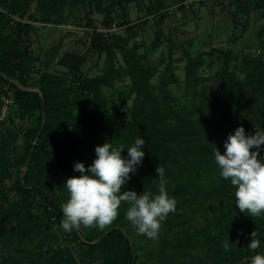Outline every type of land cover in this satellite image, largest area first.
<instances>
[{
    "label": "trees",
    "instance_id": "16d2710c",
    "mask_svg": "<svg viewBox=\"0 0 264 264\" xmlns=\"http://www.w3.org/2000/svg\"><path fill=\"white\" fill-rule=\"evenodd\" d=\"M64 1V0H63ZM62 0H40V3L49 5L54 9ZM132 0H111L105 5L104 0H90L95 10L105 14L102 24L110 28L116 20H108L113 13L115 4L120 5ZM182 6L184 0H174ZM237 3V11L247 13L251 9H260L264 15V0H232ZM30 0H0V110L2 108L1 94L3 84L15 89L14 97L19 115L32 117L36 110L37 126L33 129L31 141L27 143L22 156L17 160L22 165L28 163L25 170L24 180L20 177L14 180L10 189L17 192L18 198L9 205L0 203V235L7 228L9 222L16 224L12 227L13 235L19 242H24L29 225L37 227L40 236V246L53 238L51 226L52 218L62 220L61 199L54 190L52 183L45 175L53 178L52 168L62 167L69 170L70 177L81 175L74 171L77 162L86 165L92 160L94 146H102L110 142L114 147L121 144L125 146L122 157L127 159V148L134 146L137 138H143L146 144L142 151L145 157L141 165L137 166L135 174L130 173L129 181L122 186V190H134L137 194L143 191L158 193L159 177L156 168L160 165L165 169L167 191L171 197L178 195L198 196L207 195L214 191L226 192L227 202L206 219L204 225L193 231H186L177 236L176 240L162 237L163 247L169 246L171 253L169 264H186L180 257L190 255V251L198 247L205 249L208 258L202 256L189 264H240L239 260L252 253L247 248L251 239V233L257 231V239L261 245L255 252L264 254V214L253 219L251 216L241 213L235 205V189L230 181L220 176V169L215 163L213 149L217 147L221 154L224 153V142L229 134H234L235 129L243 126L246 135L254 134L255 126L264 116V60L258 59L259 71L248 82L249 90L256 96V106L252 110L251 117L245 113L249 110V101L243 95L244 83L238 75L229 69V55L224 53L225 67L217 75L222 86V96L226 101L225 107L219 112L228 122L226 128L212 131L206 137H196L186 142L184 147H173L170 144L179 141L187 135H194L198 131L197 123L178 112L172 105L173 97L168 91L169 76L163 78L160 83L162 96L153 92V84L150 77L153 69L145 61L144 55L135 46L128 45V37L115 35L110 31H98L97 25L89 18L86 29L92 30L91 48L103 51L106 55L105 68L92 77H83L81 66L85 56L78 52H65L59 58V65L68 68L65 73L44 72L38 81V90H22L13 80H18L27 87L26 75L27 64L34 61L35 57L22 48L18 37L31 25L23 21L29 11ZM92 9H90L91 11ZM44 23H54L56 18L51 19L49 10H38ZM167 11L160 14L159 23L167 17ZM19 17L20 19H17ZM106 19L108 21H106ZM14 21L12 25L17 37L13 33L1 32L5 23ZM111 21V22H110ZM103 26V27H104ZM132 31V28L128 26ZM158 38V39H157ZM168 52L172 54L177 45L170 39ZM159 36L153 41V47H158ZM264 49V44H263ZM212 49L209 52H213ZM222 52V51H221ZM119 54L124 62L123 67L116 64L115 54ZM189 57L191 67L193 58ZM170 64V63H169ZM171 69V64L169 65ZM123 70L131 79L129 91L114 88L113 80L119 71ZM172 74V72L170 73ZM251 74V73H250ZM248 74V75H250ZM247 75V76H248ZM200 82L208 81V77H199ZM111 87L119 93V97L126 101L137 91L141 98L134 105L133 118L131 120H118L116 115L106 107L110 101L103 87ZM261 98L262 103H259ZM76 104H80L83 110L82 116L77 120V126L81 129L76 131L64 124L73 116ZM218 120L221 118L218 116ZM105 135V138L103 136ZM0 143V180L8 178L11 174L10 167L16 162L3 154L4 140ZM102 138V143L99 139ZM34 140H36L34 142ZM99 141V142H98ZM255 150V149H253ZM261 156H264V146L261 148ZM127 205L121 206L120 214L108 228H84L73 230L68 233L70 241H76L80 245V259L72 264H93L98 259L100 264H133L134 244L128 237L126 228L132 226L125 219ZM40 209L41 219L35 222V210ZM34 220V221H33ZM161 224L172 226L171 218L162 221ZM112 227V228H111ZM110 228V229H109ZM240 231L239 236H233V232ZM239 238V244L225 251L223 243L235 242ZM42 252H31L28 256L13 258L12 264L35 263ZM64 249L54 250L44 264H70L65 260Z\"/></svg>",
    "mask_w": 264,
    "mask_h": 264
},
{
    "label": "rangeland",
    "instance_id": "374dc122",
    "mask_svg": "<svg viewBox=\"0 0 264 264\" xmlns=\"http://www.w3.org/2000/svg\"><path fill=\"white\" fill-rule=\"evenodd\" d=\"M110 1L104 0L103 3L108 5ZM231 1L184 0L181 6L174 0H132L120 5L115 4L113 13L109 16L108 20L117 21L116 29L111 33L128 37V45L135 46L144 55L143 59L152 67L154 72L150 82L154 86L153 92L161 97V80L167 75H172L169 76V80L173 82L168 85V91L173 97L172 105L178 112L197 123L198 131L194 135L184 136L179 141L171 143L173 147H184L189 140L212 134V131L217 129V124L220 126L219 130L226 128L228 121L219 114L225 107L226 101L221 98L222 86L217 78L225 67L223 52L229 55V69L234 71L244 83L243 95L250 103V109L245 113L251 117L252 110L256 106L253 100L257 98L248 89V82H251V77L256 76L255 73L259 71L257 60H264V15L260 9L256 8L247 13L239 12L237 3ZM48 6L41 4L40 0H30L29 11L21 18L31 27L22 31L18 40L22 48L35 57L34 61L27 64L28 73L25 77L28 90L39 91L38 81L44 72L65 73L68 71L67 67L58 63L65 52L75 51L85 56L81 66L83 77L95 76L105 68V53L91 48L92 30L84 28L85 24L88 25L89 18L98 28H105L102 24L105 14L97 12L94 5L90 4V0H64L52 10ZM39 8L49 10L52 14L49 17L56 18L57 21L40 22L43 21L44 15L38 11ZM165 11L169 15L159 23L160 14ZM17 19L20 18L17 17ZM13 24V20L5 23L1 32L3 34L14 32ZM128 26L132 28V31L128 29ZM157 36L160 42L158 47L154 48L153 41ZM13 37H17L15 32ZM170 39L177 45L172 54L168 52ZM212 49L216 50L209 52ZM186 52L193 58L192 67ZM115 61L121 69L124 62L118 53L115 54ZM199 77H208L209 80L200 82ZM113 84L117 90L129 91L131 79L121 70L113 80ZM103 89L110 99L106 107L113 115H116L117 121L131 120L133 118L131 108L140 101V94L137 91L132 92L131 96L123 101L113 88L104 86ZM14 92L13 87L3 84L0 110V133L6 139L3 154L16 162L10 167V176L0 180V203L4 205H9L18 198L17 192L10 187L15 179L18 177L22 179L26 164L22 165L17 160L22 156L27 143L31 141L33 129L37 126L36 116L39 114V110H36L32 117H21ZM258 99L259 103H262L261 98ZM82 114L81 105L76 104L73 116L64 124V127L80 130L77 120ZM256 127L264 130V116H261ZM2 140L0 137V143H3ZM99 141L102 143V138ZM91 149L92 160L86 165V169L96 158L95 147L92 146ZM51 173L53 178L49 175L45 176L52 183L61 202L65 203L68 193L63 185L70 177L69 170L58 166L55 169L52 168ZM224 191H214L198 196L196 199L194 196L178 195L176 211L168 215L174 224L172 226L161 224L159 238L156 241L137 234L133 226L126 228L128 237L134 244L133 264H169L172 251L169 246L163 247L161 238L167 237L173 241L181 233L200 229L206 219L212 217L213 213L227 202L228 196ZM41 216L40 209L35 210V222L39 221ZM52 221L51 233L54 237L49 238L41 247H39L41 235L37 232L34 222L29 225L30 229L27 231L24 242H19L10 234L16 222H9L0 235V264H12L15 257L28 256L31 252L39 251L42 254L36 262L27 264H44L54 250L58 249H64L66 255L64 258L68 263L72 264L74 260L79 261L80 245L76 241H70L68 232L60 226L61 220L53 217ZM239 233L240 231H235L233 236L238 237ZM190 253L179 259L189 264L190 261H196L201 256L208 258L206 250H201L199 247L191 250ZM254 254L252 252L238 263L250 264V258ZM92 263L100 264L98 259Z\"/></svg>",
    "mask_w": 264,
    "mask_h": 264
},
{
    "label": "clouds",
    "instance_id": "9594fccd",
    "mask_svg": "<svg viewBox=\"0 0 264 264\" xmlns=\"http://www.w3.org/2000/svg\"><path fill=\"white\" fill-rule=\"evenodd\" d=\"M145 139L137 138L134 146L127 148L128 158L122 157L123 144L114 147L110 142L95 147L96 158L86 169L83 163L74 164V171L81 175L69 177L64 183L68 198L61 205L63 219L61 227L65 232L84 228H108L120 214L121 205H127L125 219L135 228L137 234L156 241L159 238L161 223L170 213H175L177 201L169 195L165 179V169L156 168L159 177L158 193L143 191L137 194L134 190L124 191L141 165L145 152ZM264 130L255 126V133L246 135L243 126L229 134L224 142L225 151L213 149L214 160L220 169V176L230 181L235 189V205L241 213L253 219L264 214ZM255 149V150H253ZM257 231L251 233L247 248L256 252L261 242ZM239 244V238L230 243H223L225 251L230 245ZM250 264H264V254L256 253L250 258Z\"/></svg>",
    "mask_w": 264,
    "mask_h": 264
},
{
    "label": "water",
    "instance_id": "95a60500",
    "mask_svg": "<svg viewBox=\"0 0 264 264\" xmlns=\"http://www.w3.org/2000/svg\"><path fill=\"white\" fill-rule=\"evenodd\" d=\"M13 82L16 83L22 90H27V87L24 86L22 83H20L18 80L15 79L13 80ZM27 167H28V163L26 164V167L22 173V181L24 180V174H25V170L27 169Z\"/></svg>",
    "mask_w": 264,
    "mask_h": 264
},
{
    "label": "built area",
    "instance_id": "2783aa9c",
    "mask_svg": "<svg viewBox=\"0 0 264 264\" xmlns=\"http://www.w3.org/2000/svg\"><path fill=\"white\" fill-rule=\"evenodd\" d=\"M116 29V22H113L112 26L110 28H97L98 31H104V32H108V31H113Z\"/></svg>",
    "mask_w": 264,
    "mask_h": 264
},
{
    "label": "crops",
    "instance_id": "0c3cea01",
    "mask_svg": "<svg viewBox=\"0 0 264 264\" xmlns=\"http://www.w3.org/2000/svg\"><path fill=\"white\" fill-rule=\"evenodd\" d=\"M49 52V51H48ZM48 52H47V54H48Z\"/></svg>",
    "mask_w": 264,
    "mask_h": 264
}]
</instances>
